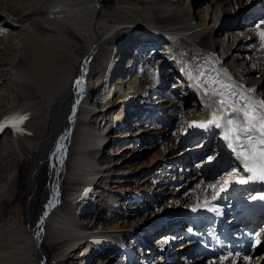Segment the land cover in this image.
Wrapping results in <instances>:
<instances>
[{
    "label": "bare ground",
    "instance_id": "6f19581e",
    "mask_svg": "<svg viewBox=\"0 0 264 264\" xmlns=\"http://www.w3.org/2000/svg\"><path fill=\"white\" fill-rule=\"evenodd\" d=\"M103 1L0 2V29L6 31L4 38H0V105L2 101L4 103V108L0 106V123L11 117H27L19 126L22 132H14L11 127L0 131V134L5 133L0 147V264H53V260L55 264H113L120 252L122 258L116 259L118 264L127 261L135 264L139 260L132 253L130 239L134 237L133 242L139 241L136 237L154 220L146 222L139 213L129 221L123 219L127 196L124 186L141 168L137 158L141 148L136 144H142L148 150L155 141V134L149 135L148 129L140 124L148 122L141 116L147 109L138 111L143 106L142 98L151 90H162L160 85L168 81L163 74L173 63L183 75V80H179L174 88H182L186 83L196 88L187 71L195 70L197 65H206L218 70L222 79H227L226 72L237 85L255 89L253 95L261 99L264 86L257 85L260 79L251 82L252 74L259 72L257 58L245 54L238 58L249 51L244 45L237 48L240 54L231 59L245 60L249 66L256 63L254 68L245 67V73L239 72L243 64L232 71L225 66L222 60L226 53L219 59L211 54L210 40L219 42L218 36L224 31L223 24L219 23L228 15L230 6L227 2L218 3L214 12L210 9V24L206 25L193 12L192 0H184V4L179 0H145L141 5L136 4L137 0L130 3L116 0L113 10L104 8ZM220 44L225 45L224 41ZM157 51L161 54H157L154 66L149 61L155 60L153 55ZM123 62L126 65L121 70ZM78 79L83 80L82 91L75 83ZM103 89L107 91L102 95L99 108ZM198 92L206 110L209 100ZM123 97L127 99L120 100ZM134 97L136 101L130 102ZM180 98L179 101L177 98L170 100L168 107L172 114L184 101L191 100L185 93ZM206 112L204 121L209 118ZM102 119L105 124H101ZM119 122L128 127L119 133L120 144H124L112 154L109 145L116 135L105 131L113 129ZM192 122L198 121L191 119L187 125ZM99 123L101 129L97 130ZM211 129L218 139H214V145H221L219 151H224L223 160L234 169L237 163L234 154L222 140L219 129L210 127L205 131L210 133ZM58 145H63L60 152H56ZM26 155L32 156L28 184L32 188L37 186L43 164L48 165L49 180L40 214L34 218L30 212L26 222L18 219L16 222L7 217V211L19 190L20 158ZM241 175L247 177L248 174L241 171ZM142 179L139 188L153 194L166 185L163 181L157 186V181H149L147 176ZM223 180L209 181L204 187L184 188L181 199L178 198L180 194H173L177 202L169 211L177 212L174 219L208 210L197 207L205 200L214 207H222V211L218 216L191 219L190 222H194L193 229L188 228V233H193L191 242L175 250L171 245L174 240L168 233L170 230L172 234L176 233L173 230L176 225L163 222L162 230L167 235L156 240L158 250L165 251V255L173 251V260L179 254L187 255L189 249L199 247L204 253L196 262L220 264L221 256L216 253L222 240L232 242L241 240L243 235L249 237L257 233L258 230L253 235L250 233V226L255 222L245 226L238 217L232 220L228 209L224 213L228 202L222 200L228 196L224 197L223 192L212 199L213 188L218 192ZM148 183L154 185L147 188ZM248 184L262 186L264 191V183ZM186 201L191 204H185ZM140 205L135 203L134 208L139 210ZM178 206L181 208L177 209ZM194 207L196 211L192 210ZM152 213L151 207H147L144 215ZM40 220H43L42 230L38 227ZM237 221L238 227L243 226L242 230L236 234L226 233ZM262 224L264 227V222ZM258 234L255 236L260 240L261 231ZM257 255L253 250L246 261L242 256L233 259L226 253L224 256L229 259L224 264H260L264 257ZM204 256H212V259L207 261Z\"/></svg>",
    "mask_w": 264,
    "mask_h": 264
},
{
    "label": "rangeland",
    "instance_id": "374dc122",
    "mask_svg": "<svg viewBox=\"0 0 264 264\" xmlns=\"http://www.w3.org/2000/svg\"><path fill=\"white\" fill-rule=\"evenodd\" d=\"M2 1L3 0H0V2ZM127 1L130 3V1L133 0ZM137 1L138 2H136V4L138 5L144 4L146 2L145 0ZM179 2L184 4V0H179ZM224 2H227L230 7L227 9V17L223 16L219 23L223 24L224 28V31H221L220 35L218 36L219 39L217 40H219V42L210 40L212 48L210 50L211 54L215 55L216 58L219 59V57H222V55L226 53L224 59L222 60L225 61V66L230 71H232L233 69H238L240 64H243L244 66L241 65L242 68L239 69V72L245 73V67L247 68L249 66L248 63L242 59H231L232 56H237L240 54V51H238L237 48L244 45L249 51L242 53L238 58H243L242 56L244 54L249 58H257L256 63H258L259 72L252 74L251 82H254L256 79H260L257 85L262 84L264 86V48L261 47V41L258 36V32L264 30V0H192L191 5L193 12L199 15L201 18L200 20L204 24L209 25V17L211 16L210 9H212L214 12L215 9L219 7L218 3ZM115 5L116 0H104L102 6L106 9L113 10ZM257 25H260V27L257 28ZM5 35L6 31L0 29V38L3 39ZM244 37L247 38L245 39ZM223 41L225 47L221 46L220 44V42L222 43ZM161 50H164L162 44ZM160 52L161 51H157L154 53L153 58H155V60L152 62L149 61L151 65L154 64L155 66L157 62L156 59H158L157 54H161ZM145 63H148V60H146ZM256 63L249 67L254 68L253 66H255ZM125 65V62L121 64V70ZM125 70L126 69L123 71ZM136 71L137 68L135 69V72ZM132 74L134 75V72ZM128 75L129 74L126 76L128 77ZM163 75L167 76L168 81L165 84L160 85L162 90L157 89L155 92L151 90V92L148 93V96L142 98V109H138L139 112L145 111L144 108L147 109L145 112L141 113V116L146 117L148 122H142L140 124L145 129H148L147 131L149 135L155 134V141L152 143V148L148 150H146L142 144H136L139 148H141V150L138 152L139 156L137 157L139 159V167L141 168L134 172L135 174L131 176V179H127V182L124 186L127 187V196L124 203V214L126 216L123 219L129 221L136 213H139L140 216L145 217L146 222H149L152 219L154 220L149 228H146L138 237H136L140 238L139 241L133 242L135 240L134 237L130 239V244L132 243L133 245L132 253L139 259L136 260L135 264H200V262L196 261L197 259L199 260L202 258L201 255L204 253V251H199V247L197 249L191 248L187 252V255L179 254L177 255L178 257L174 258L173 260L172 258L174 252L172 250H175V248L180 246H185L191 242L193 233H188V228L191 227L193 229L194 222H190L191 219L195 220L198 218L203 219V217L218 216L222 211V209H220L222 207H216L219 214L217 212L205 210L203 212H193L186 216L181 215L175 219L173 216L177 212H172L169 210L173 207V204H176L177 202L174 198L176 195L180 194L178 198L180 197L179 199H181L184 188L192 187L194 189L196 186L204 187L205 183L209 181L218 182L223 180L224 177L233 170V168L228 161L223 160L224 151H219L221 145L220 147L219 143L214 145V139H216L215 131L211 129L212 131L207 133L205 129H194L195 126L189 127V125H187V122L191 119H196L198 122H203L204 118H206L207 112L204 109V106L201 104V97L198 90L190 83H186V85L182 88H174L178 84L179 80H183V75L180 73V70L174 63L172 67H167ZM105 91H107V89H103V91H101L97 105L99 108L101 107L100 100ZM182 93H185L191 100L184 101V104L182 103V106H179L178 110L172 114L168 107L170 100H172V98H177V101H179L178 97L180 98ZM117 96L118 95L116 94L115 97ZM121 99L127 98L123 97L120 98V100ZM261 99L264 100V91L262 92ZM135 101L136 99L134 97L130 102ZM156 104H159V106H154ZM0 106L4 108L3 101ZM101 124H105L103 123V119ZM101 124L99 127L97 125V130L101 129ZM127 127L128 126H125L124 122H119L116 124V126H113V129H107L105 131L110 135H116V139H113L114 141L109 145L112 154L117 152L121 144H124H120L121 138L119 133L127 130ZM133 129L136 128L133 127ZM4 135L5 133L0 134V147L2 145L1 140L3 139ZM31 162L32 156L30 155L20 158V178L18 180L19 190L13 202L9 204L7 211V217L10 220H14L16 222H18V220L26 222L29 218L28 214L30 212L33 214L34 218H36L40 214V210L45 198V188L49 180L48 165L43 164V166H41L38 184L32 188L27 182L28 170ZM100 163L102 164L103 160L100 161ZM196 175H201V177H196ZM146 176L149 177V181H157V183H155L157 186L160 182L164 181L166 184L165 187L162 189L161 186H159L162 190L156 194L141 190L139 187L141 186L140 184L142 183V178H145ZM147 185V188H150L151 185H154V183H148ZM233 185L234 183L230 184V187ZM257 187L260 188L261 191L263 190L262 186L257 185ZM175 193L177 194L173 196ZM223 196L227 197L228 193L226 191L223 192ZM33 198H35V201H33ZM135 203H141L139 210L134 208ZM185 204L190 205L191 202L186 201ZM147 207H151L153 212L152 214L144 215ZM180 208L181 207L178 206L177 209ZM224 213H226V211H224ZM115 218H119V216H116ZM229 219L230 218L227 217V220ZM111 220H113L112 217ZM164 220H166L165 223H169L172 226L175 224L176 226L173 230L177 231L176 233L172 234L173 231L170 230L168 233H171L170 238H172L174 241L173 244H171L173 248L171 250L172 252L166 255L165 251L158 250V244L155 242L162 235H167V232L162 229L161 231H156L158 229L152 231V228H156L157 224ZM98 224L99 221L97 220L96 226H98ZM237 229L238 226H235L233 229H231L235 232H228L236 234L238 232ZM259 231H261V229L258 230L257 233ZM243 236H241L242 239L238 241L235 240L230 242L222 240L221 247L218 249L216 254L218 256H224L226 253H228L233 259L239 256L248 257L253 252V249L250 250L251 253L249 255L245 256L242 254L237 256L236 252L232 255L225 250V246L227 244H232V246L240 248L241 245L249 242V239L247 238L248 236ZM253 236L252 239H254V245H256L255 243L259 239L256 238L255 234ZM207 243L208 247H210V239L207 240ZM187 248L189 247L187 246ZM255 250L258 254L257 256L264 257V246L261 248H256ZM142 253H145V255ZM106 254H108V252ZM204 257V259H208L207 261L212 259V256ZM121 258L122 253H117L113 264H118L116 259ZM233 259H231L230 262L233 261ZM263 260L264 259H262V261ZM55 263V260H53V264ZM124 264H132V262L127 261L124 262ZM249 264H251V262Z\"/></svg>",
    "mask_w": 264,
    "mask_h": 264
},
{
    "label": "snow or ice",
    "instance_id": "6c2138e0",
    "mask_svg": "<svg viewBox=\"0 0 264 264\" xmlns=\"http://www.w3.org/2000/svg\"><path fill=\"white\" fill-rule=\"evenodd\" d=\"M259 27L260 25H257V28ZM258 36L261 47L264 48V30L259 31ZM187 75L196 89L209 100L206 105V111L209 113L207 121L192 122L189 127L195 126L205 130L210 127L219 129L222 140L234 154L237 162L236 167L223 180L218 192L213 188L212 199L215 200L219 193L227 191L229 185L233 183L241 185L257 181L264 183V100L253 95L255 89L237 85L226 72L227 79H222L219 71L214 67L197 65L195 70L189 69ZM75 83L80 88L83 80L78 79ZM80 90L82 91V88ZM26 119V116L11 117L0 123V131L11 127L14 132H22L19 126ZM62 147L63 145H58L56 152H60ZM241 171L247 173V177L241 175ZM260 198L264 199V195ZM197 207H207L209 211L218 213V209L207 200L202 205L198 204ZM192 210L197 209L194 207ZM42 225L43 220H40L38 227H41V230ZM236 255L240 254L236 253ZM243 258L246 261L249 260L247 256ZM219 259L220 264H224L229 257L221 256Z\"/></svg>",
    "mask_w": 264,
    "mask_h": 264
}]
</instances>
